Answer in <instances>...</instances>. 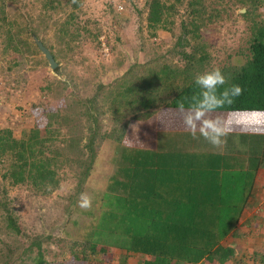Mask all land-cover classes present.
<instances>
[{"label":"rangeland","instance_id":"obj_1","mask_svg":"<svg viewBox=\"0 0 264 264\" xmlns=\"http://www.w3.org/2000/svg\"><path fill=\"white\" fill-rule=\"evenodd\" d=\"M172 3L176 7L166 9L162 24L154 29L149 25L148 0H79L77 6L75 0H0V128H11L21 138L38 127L42 136L49 137L46 153L58 154L59 178L51 192L37 188L31 179L14 183L4 175L13 154L0 156V264H39V259L41 264H142L144 254L127 253L114 245L105 251L102 248L107 243L95 239L100 215L108 206L105 202L121 146L138 148L141 153L157 152L159 136L161 141L162 137L173 140L160 148L162 153L185 150L183 168L178 170L183 172L181 193L193 189V198L200 195L210 210L219 202L209 198V192L205 195L206 189L196 180L207 176L201 160L215 153L216 147L190 135L180 109L160 101L149 118H140L124 106L127 115L121 118L110 107L112 83L126 77L131 66L135 67L128 76L134 79L149 67H183L186 58L182 51L191 52L195 45L210 54L203 70L246 61L239 52L249 51L251 21L241 15L248 6L238 0H203L201 18L189 13V0H167L168 5ZM256 8V19H264V0ZM193 16L199 18L200 37L191 39V35L190 45H179L183 20ZM38 40L52 47L56 68ZM236 136L242 144L248 141L252 151H261L264 135H254V142L250 133ZM92 148L96 158L83 179ZM226 148L235 149V142L228 141ZM194 156L201 168L191 173L188 168ZM253 158L248 160L252 167L249 178L256 174ZM145 159L152 158L146 155ZM230 180L234 183L222 184V205L231 197L241 201V194L250 189L247 180L246 191L239 188L238 178L227 177ZM81 193L91 196V207H80ZM251 209L249 204L245 207L244 220L252 216L248 215ZM217 211L209 218H218ZM238 211L224 209V218L235 223ZM256 220L246 219L223 240L224 245L234 247L232 258L200 264H264V220Z\"/></svg>","mask_w":264,"mask_h":264},{"label":"trees","instance_id":"obj_2","mask_svg":"<svg viewBox=\"0 0 264 264\" xmlns=\"http://www.w3.org/2000/svg\"><path fill=\"white\" fill-rule=\"evenodd\" d=\"M238 1L248 6L241 15L251 21L249 51L239 52L246 57L244 63H225L219 67L227 77L228 84L239 83L244 90L232 105L217 110H264V19L257 20L255 17L260 0ZM189 3V13L202 18L203 11L199 6L204 5L203 0H189ZM78 4L79 0H75V5ZM148 4L149 25L154 29L162 24L166 9L176 7L173 3L168 5L167 0H148ZM197 21L199 18L196 16L183 20L179 45H190L191 39L200 37ZM192 49L191 52L182 51L186 58L183 67L170 64H163L160 69L149 67L144 73L135 74L134 79L128 76L135 67L131 66L126 77L111 85L113 102L110 107L114 109L113 112L120 113L121 118H124L127 115L125 107H131L138 117L149 118L160 101L171 107H178L184 101L187 108L188 98L197 91L194 76L204 71L201 66L210 57L200 46L195 45ZM49 134L52 135L51 131ZM48 139V136L41 135L38 127L29 129L21 138L15 137L11 128H0V156L12 153L14 159L4 175L11 177L14 183L31 179L39 189L48 192L54 190L59 183L56 169L58 154L50 156L46 153L50 145ZM167 139L162 137L161 141L159 136L157 152L143 150L149 152L141 153L138 148H118L120 162L116 174L111 177V190L105 202L108 206L100 215L95 239L107 243L102 248L105 251L114 245L125 249L127 253L144 254L142 264H200L206 260L224 263L233 257L235 249L224 245L223 240L238 229L243 211L252 196L250 178L253 179L254 175L248 177V172L252 171L250 161L246 165L241 157L228 154L234 151L228 148L225 149L227 156L213 152L207 156V160H201L205 164L203 169L207 176L193 179L201 184L202 189H206L205 195L209 192V198L217 202L219 199L210 210L200 195L198 199L193 198L190 194L193 189L188 188L182 193L179 190V182L183 179V172L179 171L183 168L181 159L184 161L185 150L178 154L177 151L162 153L166 145L173 143V140ZM93 149L83 179L88 177L96 158ZM146 155L152 159L144 160ZM201 162L198 159L193 161L189 172H195L198 166L201 168ZM227 177L238 178L239 188L244 191L247 189V180L250 189L248 193L241 194V201L231 197L229 203L222 205V184L234 183L226 181ZM230 208H239L235 223H229L224 218L223 210L229 211ZM214 210H218V218H209L210 213L216 214ZM14 226L18 228L16 224ZM38 263H43V260L39 259Z\"/></svg>","mask_w":264,"mask_h":264},{"label":"clouds","instance_id":"obj_3","mask_svg":"<svg viewBox=\"0 0 264 264\" xmlns=\"http://www.w3.org/2000/svg\"><path fill=\"white\" fill-rule=\"evenodd\" d=\"M194 84L197 91L188 98L187 108L184 101L178 105L183 124L193 138L202 137L210 145L220 147L227 143L226 138L232 131V125L230 121L212 113L225 105H232L244 89L239 83L228 84L227 77L219 66L197 73ZM260 117H264V112L257 111L252 114L251 119L257 123L264 122ZM91 202L92 198L87 193L80 194V207L89 208Z\"/></svg>","mask_w":264,"mask_h":264},{"label":"crops","instance_id":"obj_4","mask_svg":"<svg viewBox=\"0 0 264 264\" xmlns=\"http://www.w3.org/2000/svg\"><path fill=\"white\" fill-rule=\"evenodd\" d=\"M177 110H179V107H173ZM261 111L264 112V110H216L212 115L219 116L223 120L230 121L232 125V131L227 136V142L233 141L235 142V149L232 151L233 153H228L230 155L239 156L242 161L247 165L249 164L248 160H251V157L253 160H256V174L253 177L254 184H253V191L252 196L249 200V207L252 208L248 215H252L250 218H246L247 220H255V218L258 220H264V143L260 146L261 151L258 153L253 150L252 146H249L248 141L246 143L242 144L241 138L236 136V134H242V133H250L249 138L252 139L254 142V135H264V122L257 123L253 119H251V116L254 112ZM262 121H264V117H260ZM185 128V127H184ZM230 136V137H229ZM249 139V140H251ZM264 139V138H263ZM251 141V142H252ZM226 144L216 147L215 151L218 153H222L223 155H226L225 152ZM230 157V156H228ZM231 158V157H230ZM240 159V160H241ZM246 211V210H245ZM245 214V212H244ZM247 214L244 216L246 217ZM248 217V216H247ZM245 219V220H246ZM244 217L240 220L239 226L245 221ZM259 235H257L256 238V244L259 240ZM264 236V235H263Z\"/></svg>","mask_w":264,"mask_h":264},{"label":"water","instance_id":"obj_5","mask_svg":"<svg viewBox=\"0 0 264 264\" xmlns=\"http://www.w3.org/2000/svg\"><path fill=\"white\" fill-rule=\"evenodd\" d=\"M38 44L41 50L44 52L45 56L48 58L52 68H56L58 66V62L54 54L52 53L51 49L41 40H38Z\"/></svg>","mask_w":264,"mask_h":264},{"label":"built area","instance_id":"obj_6","mask_svg":"<svg viewBox=\"0 0 264 264\" xmlns=\"http://www.w3.org/2000/svg\"><path fill=\"white\" fill-rule=\"evenodd\" d=\"M121 8H123V6H121Z\"/></svg>","mask_w":264,"mask_h":264}]
</instances>
